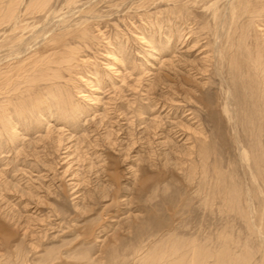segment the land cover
<instances>
[{
  "label": "rangeland",
  "instance_id": "1",
  "mask_svg": "<svg viewBox=\"0 0 264 264\" xmlns=\"http://www.w3.org/2000/svg\"><path fill=\"white\" fill-rule=\"evenodd\" d=\"M36 1L0 18V264H264V117L244 119L231 67L264 43V0L232 19L236 0H71L90 42L65 120L13 112L68 11Z\"/></svg>",
  "mask_w": 264,
  "mask_h": 264
},
{
  "label": "bare ground",
  "instance_id": "2",
  "mask_svg": "<svg viewBox=\"0 0 264 264\" xmlns=\"http://www.w3.org/2000/svg\"><path fill=\"white\" fill-rule=\"evenodd\" d=\"M236 1H237L236 4L235 3L233 4L232 2H227L226 0L227 9H228L226 15L229 19H232L234 17L237 10H239L242 13H254L253 9L252 10L250 9L249 0H236ZM47 2L48 0H37L36 3L30 7H32V9L37 11L42 10L47 5ZM12 4H13V0L9 1L5 8L0 9V18L6 19L7 17L9 18L11 17ZM71 4H73L71 3V0L65 1V5L68 8L67 13L63 14V16L60 17L57 15L58 18L56 21V26H54L51 30L50 28H48L51 32L48 31L47 29V33L50 32L46 38L47 46L51 47L54 52L52 53L51 56L47 57L45 60L42 59L35 60V63H37L35 65L39 71V77L38 80L36 81L38 82L40 81L43 83V91L39 92L38 97L37 99H35L34 102H32V100H31L32 103L25 101V103L20 104V107L14 108L13 112L21 118H25V117L30 118L32 117L33 114L39 112L38 111L39 109L41 108L44 109L46 107H49L51 109L52 107H54V109L52 110H56V112L60 114L61 118H63L64 120L65 118L71 119V117L79 114V111L74 107L75 105L74 106L71 105V96L68 93L69 87L67 85V82L71 81V73L74 72L75 67L78 66L80 62H82V60H79V54L82 52L81 50L82 46H85L90 41L86 38L85 35L87 27L86 26L77 27V24H75L74 21L71 20ZM76 13L79 12H75L74 14ZM258 16L259 14L256 13L252 15V17H258ZM214 17L216 19L215 13H214ZM30 44H31V40H30ZM31 46L33 45L31 44ZM256 48L258 52L257 53L255 52L254 56L249 54L246 50V57L244 61L245 64H242L243 66L240 67L235 62H233L232 65L229 64L231 65L232 68H234L235 71L240 69L241 70L244 69L245 71V74L243 73L244 75H242V71L240 75H242V78L246 79L245 81L248 84L241 86V92H242L241 102L242 105L245 103L244 104L245 106L242 108L246 107L244 110L245 114L243 113L245 116L244 119L247 118L250 119V121L255 118L261 119L264 117V43L262 44L261 47L256 46ZM254 51L256 50L254 49ZM232 60H234V58ZM35 86L37 87V85ZM63 92H65V94L59 97L58 95ZM49 112L50 111H48V113ZM9 123L10 121H8V124ZM262 125L257 124L256 126H251L249 131L252 132L255 127L262 128ZM0 138H1V132H0ZM13 138H16V136H13ZM258 151L259 152H257L256 154L254 152L253 156L251 155L249 156L251 157L250 161L253 163L261 162V166H263L264 147L262 144H260ZM246 154L247 153L244 152V157H246ZM191 250L193 254L190 259V262L194 263V260L196 258L198 259V256L200 254L198 253L197 247L192 246ZM179 259L177 261L181 263V260Z\"/></svg>",
  "mask_w": 264,
  "mask_h": 264
}]
</instances>
